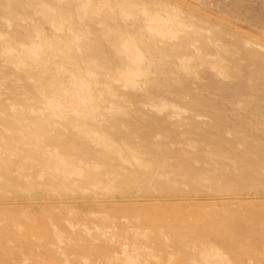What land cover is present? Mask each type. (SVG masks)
<instances>
[{"label": "rangeland", "instance_id": "1", "mask_svg": "<svg viewBox=\"0 0 264 264\" xmlns=\"http://www.w3.org/2000/svg\"><path fill=\"white\" fill-rule=\"evenodd\" d=\"M0 264H264V0H0Z\"/></svg>", "mask_w": 264, "mask_h": 264}]
</instances>
